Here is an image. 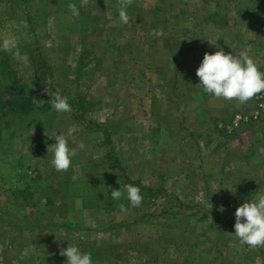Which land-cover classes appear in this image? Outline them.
Returning a JSON list of instances; mask_svg holds the SVG:
<instances>
[{"label":"rangeland","instance_id":"1","mask_svg":"<svg viewBox=\"0 0 264 264\" xmlns=\"http://www.w3.org/2000/svg\"><path fill=\"white\" fill-rule=\"evenodd\" d=\"M117 3L0 0V42L16 45L0 48V91L17 80L41 98L59 89L75 101L69 112L0 114V264H66L59 249L68 244L91 253L92 264H264V247L234 234L236 207L264 192V120L229 133L220 125L256 110L258 99L218 100L199 80L183 90L161 74L172 64L149 28L161 19L171 39L200 36L211 49L201 46L202 55L217 45L233 55L250 49L264 72V0H133L149 8L139 23V8L127 9V24ZM146 51L157 59L152 71ZM56 133L77 149L65 172L47 153ZM126 184L140 188L138 207L111 198Z\"/></svg>","mask_w":264,"mask_h":264},{"label":"clouds","instance_id":"2","mask_svg":"<svg viewBox=\"0 0 264 264\" xmlns=\"http://www.w3.org/2000/svg\"><path fill=\"white\" fill-rule=\"evenodd\" d=\"M88 3L89 0H82L81 6H86ZM132 3L133 0H119V17L122 23H129L127 8ZM67 7L73 16H79L80 10L76 4L69 3ZM163 34L162 29H154L151 32L153 37H160ZM15 46V41L11 37L0 42V48L4 51H11ZM249 53L250 49H245L238 55H233L232 52L226 53L219 45L216 51L205 52L196 68V76L199 78L203 92L218 100H234L239 105L264 93V72L260 71ZM50 106L58 113L71 111L68 97L62 95L59 89L52 97ZM51 137L54 138V143L47 146V153L52 154L50 164L57 172H65L71 167L72 157L77 154V149L69 147L68 139L63 134L56 133ZM84 147L83 142L78 145L80 149ZM230 191L234 193L235 189ZM110 193L113 200L126 198L132 207H138L143 200L140 188L133 184H126L124 191L118 188L112 189ZM119 207L121 212L126 211L123 204ZM220 210L223 211V208L221 207ZM234 215L236 238L251 248L264 247V192H257L250 200L237 206ZM59 254L66 257V264H92L91 253L82 252L75 244L60 248Z\"/></svg>","mask_w":264,"mask_h":264},{"label":"crops","instance_id":"3","mask_svg":"<svg viewBox=\"0 0 264 264\" xmlns=\"http://www.w3.org/2000/svg\"><path fill=\"white\" fill-rule=\"evenodd\" d=\"M116 7L119 8V3H117ZM146 7H148V6H146ZM146 7H145V9L139 8L137 6V3H133L127 9H129L131 11V13H132V12H134V10L136 8H139V17L137 19H135L136 22L139 23L141 21L140 20V16L142 15L141 13L145 12L149 8V7L148 8H146ZM116 12H117V10H116ZM148 12L150 14H153L155 11L152 10V9H149ZM213 13L215 14V13H218V12L217 11H213ZM172 14L174 15V17H184V19L187 20V22H189L188 21V17L189 16H192L193 19H194V16L196 18V15H194L193 13H190L189 11H179V12H174L173 11ZM159 15L160 14H158V13L155 12V17H158ZM208 15H211L212 16V12L210 14L208 13L207 15H202L201 14L200 17L203 16L202 18H204V16L207 17ZM155 17H154V19H155ZM151 23L152 24L149 27L151 32L154 29L159 30L161 28H162L163 31H165L166 24H164L161 19L158 20V21H156V22H154V20H153V21H151ZM159 25H161V26L158 27ZM182 27L184 28L182 30L183 32H185L187 30L190 31L189 28H186L187 26L184 23H183V26ZM174 32L175 33L177 32L179 34V32H181V30L173 31V34H174ZM148 33H149V31H148ZM167 34H170V33H167ZM151 37H153V36L151 35ZM197 38H198L197 39L198 41H196V40L190 41V40H184V39L177 40L178 38L171 39V37L169 35H163V36H161V39H162L161 46L162 47L160 46L159 41L156 44V46L161 49L158 52L160 54V56H165L166 58H168V56H169V61L170 62L168 61V63H171L172 64V66L170 68H166V65H160L159 67H161V68L162 67H165L166 68V69H160L161 74L163 72L164 73H167V72L170 73L169 80H173V81L174 80H179L181 84L183 83L182 84L183 90H185L186 87L187 88H191L192 87L191 89H195L196 86H197L196 85V82L199 80V78L196 76V72H195L196 71V68L194 67V65L200 64V62L203 59V55L201 54V50H198V49L201 46H203L205 49H207V51L208 50H211L210 47L207 45L206 42H202V39H200V36H198ZM148 44H150V43L148 42ZM145 53H146V55L148 54L147 55V61H146V55H145V63H148V64H151L152 65V67L150 68L151 71H152V69L154 70L153 64L156 63L157 59L154 58L155 63H153V61H152V59L150 57L151 54H149L148 51H146ZM188 64H191L192 67H190L189 70L187 69L186 71H183V69H184L183 66H186ZM163 70H166V72L163 71ZM184 86H185V88H184ZM213 118L215 120L212 122V131H215V128H217L216 121H217L218 118L217 117H213ZM39 220L40 219H38L37 221L32 222V223H37V222H39ZM22 224H23V226H29L28 223H22ZM49 229H51V228H49ZM28 230L30 232H32L30 228ZM83 252H86V250H84ZM96 258H99L101 260H104L103 259L104 258V255L97 254L96 255Z\"/></svg>","mask_w":264,"mask_h":264},{"label":"trees","instance_id":"4","mask_svg":"<svg viewBox=\"0 0 264 264\" xmlns=\"http://www.w3.org/2000/svg\"><path fill=\"white\" fill-rule=\"evenodd\" d=\"M66 1V0H65ZM6 89V90H5ZM67 93V92H66ZM70 96L69 103L75 102L69 93L67 97ZM37 99V100H34ZM74 106V105H73ZM40 109L47 110L52 109L50 106V100L41 98L37 95L35 90L28 89L25 84L19 83L14 80L13 83L8 84L2 91H0V114L5 116L8 113H22L26 114L32 112V110ZM2 117V116H0ZM227 132V129L221 127Z\"/></svg>","mask_w":264,"mask_h":264},{"label":"built area","instance_id":"5","mask_svg":"<svg viewBox=\"0 0 264 264\" xmlns=\"http://www.w3.org/2000/svg\"><path fill=\"white\" fill-rule=\"evenodd\" d=\"M263 96L264 93H261L259 95L256 96V98L258 99V105L259 107L254 110L251 111L249 113H235L234 117H232V119H230L229 121L226 122H222L220 123V125L222 127H224L225 129H227V131H232L235 127H237L239 125L240 122L242 121H247V120H251V119H263L264 120V101H263Z\"/></svg>","mask_w":264,"mask_h":264}]
</instances>
